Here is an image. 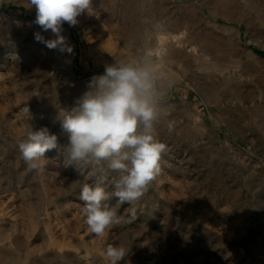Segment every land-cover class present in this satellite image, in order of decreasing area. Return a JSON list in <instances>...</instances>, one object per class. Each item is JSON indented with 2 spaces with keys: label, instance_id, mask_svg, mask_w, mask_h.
Instances as JSON below:
<instances>
[{
  "label": "rangeland",
  "instance_id": "1",
  "mask_svg": "<svg viewBox=\"0 0 264 264\" xmlns=\"http://www.w3.org/2000/svg\"><path fill=\"white\" fill-rule=\"evenodd\" d=\"M92 6L76 26L63 25L69 54L35 40L38 31L55 37L33 23L26 0H0V264H107L106 247L120 243L130 252L119 264H264V0ZM164 18L184 21L195 47L173 37L156 44ZM118 27L132 30L127 42L115 40ZM248 60L250 71L234 67ZM115 62L152 74L163 110L155 135L166 150L137 219L98 237L79 199V185L94 178L64 167L55 149L42 171H26L18 140L29 123L66 143L59 109ZM108 203L126 215L127 204Z\"/></svg>",
  "mask_w": 264,
  "mask_h": 264
},
{
  "label": "clouds",
  "instance_id": "2",
  "mask_svg": "<svg viewBox=\"0 0 264 264\" xmlns=\"http://www.w3.org/2000/svg\"><path fill=\"white\" fill-rule=\"evenodd\" d=\"M29 10H35V20L43 31L51 30L54 39H45L35 32L37 42L48 49L72 53L73 48L61 33L64 23L78 24V17L92 13V0H26ZM160 98L150 71L127 62L107 64L104 71L94 74L86 91L74 106L60 108L57 119L67 133V142L47 126L38 129L28 123L18 140L20 158L26 171H42L45 153L57 150L64 167L84 170L93 183L79 185V199L84 222L90 232L105 236L111 228L137 219L143 198L161 173L164 143L155 135V124L162 115ZM24 114L31 119L29 108ZM127 204L126 215H119L109 201ZM130 249L123 243L108 245L107 264H119Z\"/></svg>",
  "mask_w": 264,
  "mask_h": 264
},
{
  "label": "bare ground",
  "instance_id": "3",
  "mask_svg": "<svg viewBox=\"0 0 264 264\" xmlns=\"http://www.w3.org/2000/svg\"><path fill=\"white\" fill-rule=\"evenodd\" d=\"M210 12H211V9H210ZM161 22V23H160ZM160 22L158 21V23L159 24H157V27L160 29V33H158L157 34V39H158V41H156V44H157V42H161V43H166V38L167 37H173L175 40H177L178 42H181V43H183V44H185L186 42H190V43H192V45L193 44H196L195 43V39H194V37H192V32L191 33H188V31H189V29H187V26H184L183 28H185V30H188L187 31V33H186V31L185 30H183V29H181V24L182 23H184V21H182V20H180L179 22L178 21H171L170 19H167V18H164V20H160ZM187 23H188V20L186 21ZM191 22V21H190ZM189 24V23H188ZM187 24V25H188ZM184 25V24H183ZM182 25V26H183ZM190 25V24H189ZM223 27V26H222ZM119 28V27H118ZM118 28H116V29H118ZM121 28V27H120ZM119 28V32H117V34H115V40L116 39H119V35H121V38H122V41H121V44H122V42H127L128 40H127V38H125L126 37V35L128 34L129 35V33L132 31V30H130V28L128 29H124V28H121L120 29ZM224 29L226 28V27H223ZM130 30V31H129ZM191 30V29H190ZM116 31V30H115ZM149 35V34H148ZM160 35H162V36H160ZM152 36V35H151ZM196 36V35H195ZM154 38V37H153ZM152 38V39H153ZM196 38V37H195ZM151 39V38H150ZM153 40H155V39H153ZM117 42V41H116ZM148 42V41H147ZM151 42V41H150ZM172 42V41H171ZM152 43V42H151ZM170 44V43H169ZM155 44H154V41H153V44H152V46H154ZM172 45V44H171ZM170 45V46H171ZM167 46H169L168 44H167ZM194 47H195V45H193ZM172 47V46H171ZM163 49V48H162ZM203 49H205V48H203ZM176 51V50H175ZM183 51V50H182ZM193 51V50H192ZM242 51V50H241ZM166 52V51H165ZM168 52H170V50H168ZM181 52V51H180ZM161 48H160V50H157L156 51V54L158 55V56H160L161 55ZM182 53V52H181ZM206 53V52H205ZM163 54V53H162ZM165 54V53H164ZM172 54V53H171ZM183 54V53H182ZM167 55V57H168V54H166ZM170 55V54H169ZM173 55V54H172ZM184 55V54H183ZM189 55V54H188ZM165 56V55H164ZM171 56V55H170ZM175 56V55H174ZM146 56L144 55V58H145ZM166 57V58H167ZM193 57V56H192ZM195 57V56H194ZM171 58V57H170ZM175 58V57H174ZM177 58H179V57H177ZM177 58H175V60L177 59ZM184 58H188L189 59V57L188 56H184ZM167 60H169V58L167 59ZM191 60V59H190ZM170 61V60H169ZM183 61V60H182ZM185 61V60H184ZM236 62V61H235ZM253 63H255V61L254 60H248V61H242V62H240V61H237V64H235V66L234 67H236V68H238V70L239 71H241V72H247V71H250L251 70V68H252V66H253ZM146 64H147V62H146ZM250 64H252V65H250ZM248 65V66H247Z\"/></svg>",
  "mask_w": 264,
  "mask_h": 264
},
{
  "label": "crops",
  "instance_id": "4",
  "mask_svg": "<svg viewBox=\"0 0 264 264\" xmlns=\"http://www.w3.org/2000/svg\"><path fill=\"white\" fill-rule=\"evenodd\" d=\"M191 10H192V9H191ZM226 33H227V35H229V34H230V30H227ZM227 39H228V37H227ZM242 51L245 52V50H242ZM242 59H245V56H244V55H243Z\"/></svg>",
  "mask_w": 264,
  "mask_h": 264
}]
</instances>
